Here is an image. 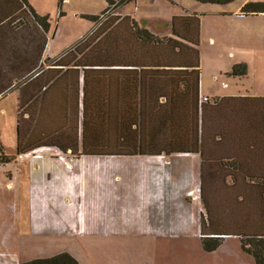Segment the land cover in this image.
Listing matches in <instances>:
<instances>
[{"label": "trees", "instance_id": "1", "mask_svg": "<svg viewBox=\"0 0 264 264\" xmlns=\"http://www.w3.org/2000/svg\"><path fill=\"white\" fill-rule=\"evenodd\" d=\"M130 1L107 0L100 15L89 16L99 25L88 36L18 88L17 154L53 148L73 156L197 155L207 212L200 222L204 248L212 251L226 237H239L243 251L264 264V97H202L200 18L174 16L171 36L161 37L131 16L108 15ZM10 6L19 23L33 20L49 28V17L37 14L28 0H0V12ZM242 12L264 13V2H248ZM231 74L247 76L248 67L238 63ZM54 88L55 125L43 126V105ZM237 136L239 145H232ZM0 149V166L10 163ZM221 175L244 182L260 223L250 215L252 222L230 224L224 212L209 207L206 190L217 188ZM23 264L79 261L63 252Z\"/></svg>", "mask_w": 264, "mask_h": 264}, {"label": "rangeland", "instance_id": "2", "mask_svg": "<svg viewBox=\"0 0 264 264\" xmlns=\"http://www.w3.org/2000/svg\"><path fill=\"white\" fill-rule=\"evenodd\" d=\"M34 1H36L42 13H45L41 15L49 17L51 22L49 39L50 44L52 41L55 44L52 52L55 53V56L69 50L88 36L99 25L96 24L89 32L95 25V22L89 16L100 15L108 6L106 0ZM178 1L174 3L173 0H151L146 3L145 0H132L121 11L120 8L122 6L119 8L113 6L108 15L116 14L115 16H118L117 11H128L141 26L152 31L155 30L159 35H164L165 32L170 33L171 31L169 23L172 9L177 7L180 9L188 7L189 9L193 4H196L194 0ZM233 3L235 4L236 2ZM263 31L264 26L261 24L253 27L248 26V28L243 30L247 34L246 37L248 35L251 38L254 37L258 47L252 50L238 49L240 51L235 53L236 58L230 60L233 62L238 60L241 61L240 63L247 65L248 74L242 78L230 74L232 69H230L229 65L227 67V62L233 55H230L228 50L217 48L216 52L206 48V56L202 64V85L205 88V92L212 91L215 93L214 95L205 94V97L221 96L223 93H264ZM53 61H45L43 68H46V65H51ZM226 68L231 71L221 72V70ZM215 74H217V81L214 78ZM225 83L230 85L228 89L223 87ZM55 109L56 111L51 114L45 113L46 110H49L48 108L43 109L41 118L43 126L55 125L57 108ZM17 124L18 95L17 91L14 90L0 99V146L3 147L4 154L12 158L10 163L0 166V206H6L12 212L6 215V218L0 219V240L2 238H17V257L15 253L8 254L14 257L12 259L13 264H23L31 258L51 257V255H56V252L60 250L58 247L61 245L72 248L74 254L77 257H81L82 264H84L85 259L87 261L90 260L88 250H92L95 257L91 260L92 264H95V261L98 264H136L143 257H151L152 263L154 260L156 261L157 257V264H256L254 257L243 251L240 238L235 236L226 237L223 243L212 251L206 250L202 241L187 237L180 239V241L176 239L174 242H169L165 252H163L165 244H155V253L153 249L148 248L147 244H144L143 239L139 240L140 244L137 246L131 243L130 239L127 240L125 238L122 240V238L108 236L106 249L101 255L97 250V236L89 237L81 232L69 236H59L55 238V244L51 246H47L43 241L38 242L37 240L27 239L23 236L26 230L24 221L27 223V217L25 218L23 214L25 209L31 208L33 205L35 194L32 191V185L39 187L37 190L39 193L41 191L45 193L48 190L47 193L50 194L48 202H53L54 207L59 204L57 201L68 204L73 209L74 218L81 216L86 208L89 211L91 206L96 205L98 214L101 210L100 208L106 210L104 215L109 220L108 223L129 221V213H123L122 207L131 206L135 201L133 196L128 198V184L125 181L116 182L114 176L116 164L114 163L109 164L106 170L104 168L101 170L92 162L85 163L87 165L85 168L80 164V166H72L57 159H55L54 163L50 158H46L48 154H51L48 150L38 153L45 158L37 160L34 158L36 155H32L33 153L26 156L18 155ZM233 139H231L233 140L232 145H239L238 139H240V136ZM52 150L55 152V149ZM1 153L0 149V155ZM68 156L70 159L72 158V161L80 157ZM244 191H246L248 196L245 195V200L242 201L241 194H244ZM248 191L249 189L243 181L237 180L235 184L231 179L225 181L223 175H221L217 178V188L206 190L207 199L211 205L209 207L214 209L215 212L217 210L224 212V216L230 217L228 220L230 224L237 225L238 222H243V220L244 222L249 220L252 222L250 215H253L255 224L260 223L261 220L257 218L259 217L258 210L254 206ZM65 195L66 197H64ZM61 197H64L63 202ZM67 197H69V201ZM237 197L238 200L236 199ZM89 205L91 206L87 207ZM202 217L207 218V212L203 206L200 207L199 211L200 222ZM29 230L27 228V231ZM8 247L10 245L0 244L1 259L8 257ZM163 255L165 256L162 257ZM0 264L3 263L0 262Z\"/></svg>", "mask_w": 264, "mask_h": 264}, {"label": "crops", "instance_id": "3", "mask_svg": "<svg viewBox=\"0 0 264 264\" xmlns=\"http://www.w3.org/2000/svg\"><path fill=\"white\" fill-rule=\"evenodd\" d=\"M149 1L151 0H145L146 3ZM194 1L196 4H193L189 9L188 7H183V9L177 7L172 9L169 26L171 30V20L174 16H190L196 14L200 18L201 36L198 49L201 56V70L206 56V48L213 51H216L217 48L228 50L229 54L233 55V57L231 56V58H229L227 67L229 65L230 69H232L234 65L241 62L238 60L234 62L230 61L236 58L235 53L237 51L242 49L252 50L258 47L254 41V37L251 38L249 35L246 37L247 34L243 32V30L248 28V26L253 27L259 24L264 26V13L244 14L242 8L248 2H264V0H235L233 1L236 2L235 4L231 2L225 5ZM28 2L37 14L40 16H42L41 14H45L39 9L36 1L28 0ZM173 2L176 3L179 1L173 0ZM128 3H121L116 7L119 8L122 6L120 8L121 11ZM5 9L6 11L0 12V99L14 90L17 91L19 98L18 88L29 79L38 75V73L44 69L43 65L48 60H54L62 54L55 56V53H52L55 44L53 41L50 44V20L49 28L45 30L33 20L25 21L22 24L19 23L17 18L13 15L14 9L12 6L6 7ZM120 11H117L119 15H128L134 18L130 12ZM134 19L136 20V18ZM95 26L96 23L89 32H91ZM152 32L161 37L171 36V31L170 33L165 32L164 35H159L155 30ZM262 49H264V46ZM49 66L50 65H46V68ZM224 71L228 72L231 70H228V68L221 70V72ZM214 76L217 81V74ZM105 81L106 83L108 82V80ZM223 87L228 89L230 85L225 83ZM214 93L215 92L212 91L205 92L201 78V96L205 97V94L214 95ZM224 96L264 97V93H223L221 96L215 97ZM46 101L43 108H48L49 110H46L45 113H54L55 88L50 92ZM52 149L53 148H44L31 153H33V156L36 155L34 158L37 160L45 158L41 157L38 153L48 150L51 154H48L46 158H50L54 163L55 159H57L60 162L72 166L82 165L84 168L87 167L85 163L89 162H92V164L96 165L101 170L103 168L106 170L109 164H116L114 174L116 182L125 181L126 184H128V198L133 196L137 204L135 205L134 203L131 204V206L122 207L123 213H129V221H114L108 223L109 220L105 218L104 215L106 210L99 207L101 210L98 214V211H96L98 207L96 205L87 206H91L90 210L87 211L86 208L81 216H77V219L74 218L73 209L70 208L68 204L57 201L59 204L54 207L53 202H48L50 199V194L47 193L48 190L45 193H43V191L39 193L37 191L39 187L32 185V191L35 194L33 197V205L31 208L25 209V213L23 214L25 218L27 217V223L24 221V228H26V230L23 236L27 239L37 240L38 242L43 241L47 246H51L55 244V238L59 236H69L81 232L85 236H97V250L100 255L103 254L106 249L108 236L122 238V240L125 238H127V240L130 239L132 241L131 243L137 246L140 244L139 240L143 239L145 242L144 244H147L149 249H153L154 253L155 244H165V246H163V252H165V248L169 242H174L176 239L180 241V239L189 237L202 241L199 219V211L202 206L200 197V158L197 155L135 157H95L83 155L72 161V158L70 159L68 155L62 154L56 149L55 152H57L55 154ZM31 153L24 155H30ZM64 197H66V195ZM64 197H61L62 202L64 201ZM52 198L54 199V197ZM67 200L69 201V197H67ZM5 207L6 206H0V219L6 218V215L12 213ZM27 228L30 230L27 231ZM17 242L16 237L2 238V240H0V244L10 245L7 255L15 253L16 257ZM58 248H60V250L56 252V255H58L57 253L68 252L79 261V264H82L80 260L81 257H77L72 248L69 246L65 247L64 245ZM88 253L90 260L87 261L85 259L84 264H92L91 260L95 258L92 250H88ZM56 255H51V257ZM164 256L165 255L162 257ZM49 257L50 256L45 258ZM13 258V256L8 255L5 259L0 258V262L3 264H13ZM34 259L35 258L28 259L26 262ZM156 262L157 257L156 261L154 260L153 263L151 257H143L136 264H157ZM95 264L98 263L95 261Z\"/></svg>", "mask_w": 264, "mask_h": 264}, {"label": "built area", "instance_id": "4", "mask_svg": "<svg viewBox=\"0 0 264 264\" xmlns=\"http://www.w3.org/2000/svg\"><path fill=\"white\" fill-rule=\"evenodd\" d=\"M108 13H110V11H109ZM106 17H107V16H106ZM106 17H105V18H106Z\"/></svg>", "mask_w": 264, "mask_h": 264}]
</instances>
